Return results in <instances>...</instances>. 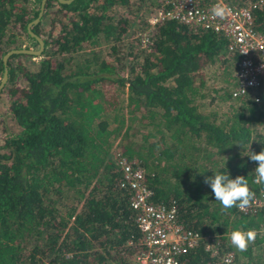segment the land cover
<instances>
[{
    "label": "trees",
    "instance_id": "16d2710c",
    "mask_svg": "<svg viewBox=\"0 0 264 264\" xmlns=\"http://www.w3.org/2000/svg\"><path fill=\"white\" fill-rule=\"evenodd\" d=\"M39 3L0 0V78L6 51L25 39L37 45L26 25ZM158 5L45 0L40 18L47 30L38 21L29 28L44 46L35 64L16 60L34 55L7 58L0 98L18 129L0 145V264L132 260L139 233L112 150L138 163L154 203L173 207L184 228L213 236L220 251L232 253L231 264H264V211H225L204 182L219 171L264 191L253 182L258 164L248 156L264 150V85L232 98L235 57L208 30L165 20L140 47L146 16ZM252 17L263 31L264 0ZM14 35L25 38L16 43ZM207 67H221L216 75L223 77L215 78L205 109L198 96ZM236 228L258 231L245 252L231 246ZM205 258L197 248L186 261Z\"/></svg>",
    "mask_w": 264,
    "mask_h": 264
},
{
    "label": "built area",
    "instance_id": "2783aa9c",
    "mask_svg": "<svg viewBox=\"0 0 264 264\" xmlns=\"http://www.w3.org/2000/svg\"><path fill=\"white\" fill-rule=\"evenodd\" d=\"M217 2L228 9L222 19L212 15V6ZM262 5L263 0H159L158 7L146 16L148 28L141 33L139 46L146 47L151 27L165 20L214 32L225 40L227 51L235 57L230 95L242 96L264 85V30L254 27L252 17L253 10ZM111 154L120 172L119 186L129 190L128 207L139 233L132 256L135 264H187L186 256L197 248L206 255L205 264H231L232 253L220 251L213 236L184 228L173 207L151 200L142 169L134 159L119 150ZM260 210L264 211V191L256 193L246 210L237 209L244 215Z\"/></svg>",
    "mask_w": 264,
    "mask_h": 264
},
{
    "label": "clouds",
    "instance_id": "9594fccd",
    "mask_svg": "<svg viewBox=\"0 0 264 264\" xmlns=\"http://www.w3.org/2000/svg\"><path fill=\"white\" fill-rule=\"evenodd\" d=\"M228 12L225 5L217 2L212 6V15L218 18H224ZM249 158L257 162L255 168L254 183L264 184V150L259 153L250 151ZM214 175L205 178V183L211 188L215 201H218L222 209L227 211L237 208L241 211L246 210L255 200L256 193L250 188L249 180L245 176L230 177L219 171H213ZM258 235L256 229L236 228L230 233V243L240 252L248 250L249 244L254 243Z\"/></svg>",
    "mask_w": 264,
    "mask_h": 264
},
{
    "label": "rangeland",
    "instance_id": "374dc122",
    "mask_svg": "<svg viewBox=\"0 0 264 264\" xmlns=\"http://www.w3.org/2000/svg\"><path fill=\"white\" fill-rule=\"evenodd\" d=\"M154 2V0H153ZM55 32V31H54ZM23 36L21 37H17L16 38V43L18 41H22L23 38H25V36L22 38ZM12 45H6V48L7 47H11ZM15 46V45H14ZM12 46V47H14ZM18 46H20V44H18ZM22 46H24L23 48H28V49H36L37 48V45L33 44L32 42H30L29 40H26L25 39V43L22 44ZM22 46H20L22 48ZM101 49L104 51V53H107L106 52V49H107V46L104 44L101 46ZM101 50V51H102ZM85 53H87L86 51H84ZM83 52V53H84ZM39 56H36L34 58H29L26 56H19L16 60H19V61H22V62H27V61H33V63L35 64L36 62V59H38ZM76 61V60H75ZM32 68H35V67H32ZM210 70V71H209ZM214 70V71H213ZM219 71H221V67H218V68H215V67H207L206 68V75L205 77L209 76L208 73L211 72V76L210 78H207L206 77V80L209 81V79H215L216 77L220 76V74H217L216 73H219ZM214 73V74H213ZM102 85V84H101ZM100 85V86H101ZM218 84H215L214 82H211V83H207L205 82L204 85L201 86L200 90H202L201 92V97H202V103H209V100H210V97L212 95H214V92H211V88L215 89ZM102 88H108L107 86H104L102 85ZM213 106H210V109H213V108H216L217 104H212ZM6 106V101L2 98H0V145L2 143V140H3V137L4 135H6L7 133H15L17 131V127L13 125V122L9 119V115L5 113V107ZM136 137H138V135H136ZM36 259L39 258V254H36ZM38 263H42V264H46L47 263V260H43L41 262H38Z\"/></svg>",
    "mask_w": 264,
    "mask_h": 264
},
{
    "label": "water",
    "instance_id": "95a60500",
    "mask_svg": "<svg viewBox=\"0 0 264 264\" xmlns=\"http://www.w3.org/2000/svg\"><path fill=\"white\" fill-rule=\"evenodd\" d=\"M57 1L59 3H69L72 0H57ZM44 2H45V0H40L39 11L37 13V16L32 21L27 23V25H26V31L36 41L37 48L36 49H28V48L10 49V50L6 51L2 55L1 60H2V63H3L4 67H3V70H2V76L0 78V89L3 86V84L5 83L6 78H7V70H6V67H5V63H6L7 58L10 55H12V54H28V55L39 56L42 53L43 48H44L42 39L39 36H37L36 34H34L29 28H30L31 25L37 23V21L39 20V18L41 16V13H42V10H43Z\"/></svg>",
    "mask_w": 264,
    "mask_h": 264
},
{
    "label": "crops",
    "instance_id": "0c3cea01",
    "mask_svg": "<svg viewBox=\"0 0 264 264\" xmlns=\"http://www.w3.org/2000/svg\"><path fill=\"white\" fill-rule=\"evenodd\" d=\"M38 22H39V29H41V28H43L44 30H47V28H48V24H49V22L48 21H46L45 19H44V17L41 19V18H39V20H38ZM56 30V28L54 29V31ZM27 32V31H26ZM12 33H13V29H8V30H6V37L7 36H11L12 35ZM17 37H20L19 35L18 36H15L14 35V38H17ZM23 38V37H22ZM27 40V39H26ZM30 41V40H29ZM31 42V41H30ZM23 43H25V41L23 42ZM10 50V49H9ZM210 76L211 75H209L207 78H210ZM206 77H204V81L205 82H207V83H211V82H214L215 84H217V83H219L218 81H219V79L220 78H222L223 76H220V77H216V79L218 80H216V79H209V81L208 80H206ZM216 86H218V85H216ZM202 90H200V92H201ZM199 97V99H200V101H201V103H202V97H201V93H200V95L198 96ZM205 106V109H208L209 107H208V103H205L204 104ZM198 110H200V109H198ZM206 259V258H205ZM127 264H135L134 263V261L133 260H131L129 263H127Z\"/></svg>",
    "mask_w": 264,
    "mask_h": 264
}]
</instances>
